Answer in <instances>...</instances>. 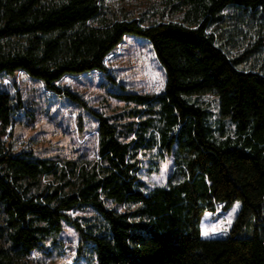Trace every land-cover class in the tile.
<instances>
[{"label": "trees", "instance_id": "obj_1", "mask_svg": "<svg viewBox=\"0 0 264 264\" xmlns=\"http://www.w3.org/2000/svg\"><path fill=\"white\" fill-rule=\"evenodd\" d=\"M160 3L151 21L109 0H0V264H33L64 224L79 234L77 255L97 264H264V0ZM127 36L150 42L166 85L158 95L117 94L134 106L125 126L92 112L96 159L40 158L7 145L21 104L2 90L3 77L24 72L80 102L57 83L106 72ZM207 95L218 99L217 129L200 101ZM155 148L174 158V171L147 193L140 155ZM235 203L228 236L204 239L205 214ZM86 207L98 224L71 216Z\"/></svg>", "mask_w": 264, "mask_h": 264}, {"label": "rangeland", "instance_id": "obj_2", "mask_svg": "<svg viewBox=\"0 0 264 264\" xmlns=\"http://www.w3.org/2000/svg\"><path fill=\"white\" fill-rule=\"evenodd\" d=\"M114 7H124L137 17L146 14L149 20H157L156 10L162 7L160 0H109ZM107 71H94L77 76H66L57 85L76 94L80 102L58 96L45 85L18 72L1 79L2 90L13 97L21 107L16 110L14 124L6 137L7 145L15 151H32L40 158L89 159L97 158L98 120L92 112L110 116L122 126L132 122L128 116L134 106L120 101L117 94H160L166 85V73L159 63L150 42L127 36L105 59ZM200 101L212 112L211 124L219 123L218 99L213 95L201 96ZM225 132L233 135L235 128L224 121ZM127 129L122 128L123 140L130 141ZM141 180L145 192L166 186L174 171V158L158 148L140 155ZM110 208H116L113 204ZM241 209L235 203L225 211L218 205L215 213H207L201 222L204 239L227 237ZM119 210H123L119 208ZM71 216L85 224H98L100 218L91 208L71 212ZM207 233V235H205ZM59 242H46L42 251L32 254L33 264H97L94 257L77 255L79 234L64 224ZM88 257V258H87Z\"/></svg>", "mask_w": 264, "mask_h": 264}, {"label": "snow or ice", "instance_id": "obj_3", "mask_svg": "<svg viewBox=\"0 0 264 264\" xmlns=\"http://www.w3.org/2000/svg\"><path fill=\"white\" fill-rule=\"evenodd\" d=\"M205 235H207V233H205Z\"/></svg>", "mask_w": 264, "mask_h": 264}]
</instances>
